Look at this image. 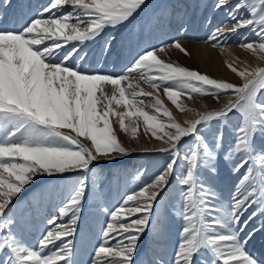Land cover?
Masks as SVG:
<instances>
[{
  "label": "snow or ice",
  "instance_id": "1",
  "mask_svg": "<svg viewBox=\"0 0 264 264\" xmlns=\"http://www.w3.org/2000/svg\"><path fill=\"white\" fill-rule=\"evenodd\" d=\"M151 8L150 0H47L35 8L0 0V264H264L249 247L264 240V66L226 60L236 84L166 62L158 55L166 48L189 53L175 37L141 46L145 24L134 51L118 46V33ZM212 8L225 19L213 26L205 18V42L227 52L239 36L237 46L264 61V0H214ZM152 20L175 21L178 35L189 30L175 6L157 7ZM125 56L118 72L91 66ZM161 90L195 118L177 120ZM225 96L235 98L203 112L182 103ZM141 120L162 147L139 151L163 162L150 176L141 166L135 186L112 204L102 170L137 151L114 124L139 143ZM222 172L234 178L227 197ZM38 178L64 183L21 207Z\"/></svg>",
  "mask_w": 264,
  "mask_h": 264
},
{
  "label": "rangeland",
  "instance_id": "2",
  "mask_svg": "<svg viewBox=\"0 0 264 264\" xmlns=\"http://www.w3.org/2000/svg\"><path fill=\"white\" fill-rule=\"evenodd\" d=\"M33 1H36V0H33ZM41 1L42 0H39V3ZM46 3H47V0H45V4ZM150 3L152 5V8L149 9L146 14H142L140 17H138L137 22H135L134 26L130 25L128 28L122 29L118 33V41H117L118 46L121 43L129 44L130 42H132V44L130 43V45H132L135 49L136 43H137L135 33L139 32L142 24H145L147 26L144 28V32L142 34L143 44L141 46H145L148 43L153 44L154 39H156L155 37L157 35L162 34L161 37L163 36L168 41H169L168 37L170 38L175 37L176 39H179L181 44L187 49L189 53V55H185L174 48L175 53L173 51L165 53V54L159 53L160 54L159 56L161 59H164L166 62L178 63L181 66L187 67L192 70H197L213 78L223 79L228 82H232L236 84L241 83L240 79L230 70H227L224 72L214 67V65L207 58L206 53L209 52V51H206L207 49L205 50V52H203V56H202V55H197L196 53H194L193 46H191L193 44L194 45L201 44L202 50L207 48L205 47L206 44L208 46H211L205 42L208 32H209V28L204 26L206 17L212 18L213 26L220 23L221 21L225 19L222 13L213 12L212 5L214 3V0H150ZM164 6H167L169 9L175 6L184 16V19L186 21H190V24L186 25L189 29L186 34H180V35L177 34L176 32L177 24L175 23V21H173L171 27H168L166 24L157 25L155 20H152V23L148 24V21L152 17V11L156 9L157 7H164ZM149 29H151V31H149ZM238 42H239V36L233 37L232 40L229 42V46H227V52L222 51L221 47H217L215 49L218 50L224 62L228 60L240 67H243L245 64L253 67L251 62L253 63L254 61H259V60L255 59L245 50L238 47L237 46ZM228 53H230L231 55H229ZM112 59L115 60V57H113ZM92 62H94V64L92 65L93 68L103 67L104 69L106 70L108 69L109 71H116V70L119 71L120 70L119 67L121 65L123 66V64L127 62V57L126 56L121 57L120 60H117V62L115 63L109 62L103 65H96L94 60ZM260 62L264 63V61H260ZM260 65L264 66V64H260ZM116 67H118V69ZM134 83H140V87L143 88L144 91L146 92H153V89L150 86L142 82L135 81ZM160 96H161V99H163L165 106L168 107L173 112V115L177 120L183 122V120L179 119V115H183L184 120L191 119V117H193L192 115L188 113H181L177 109H175V107L171 104V102L168 101L167 98L163 95L162 90H161ZM234 98L235 97L233 96H225V97H222L219 103H217L216 100L211 97H206V98L197 97L192 100H188L187 98H182V103H185L188 107L195 108L199 112H203L205 110L219 109L229 99H234ZM143 107H145V109L149 111L150 113L155 114L154 111H152L153 109H151L149 105L146 104V105H143ZM161 118L166 119L164 117H161ZM142 126L143 125H142V120H141V126H140L141 129L138 130L139 143H137L136 140L131 139L129 134L118 133V137L120 141L126 147H128L129 149H137V151L133 152L129 156H126L127 158L125 159L126 161H124L121 164L114 165L110 169V171H107L109 175H111L112 179H114L113 181L116 187V189L114 188V190H116L117 197L114 200L113 204L117 201L120 194L124 193L126 190H129L135 186L136 182L134 180V177H135V174L137 173V170L141 169V166H143L144 169L148 170V174L150 176L152 172H154L159 167V165L163 162L164 157L158 153H153V152L145 153V152L139 151L141 148H145V149L159 148V146H157L155 143V139L150 137V134L148 135L144 134ZM64 131L69 132V134L71 135H75L74 133H71L70 130H64ZM82 142L85 144L89 143L88 141H84V140H82ZM128 167L130 168L129 170H128ZM122 171L123 173H128V174L122 175L121 173ZM45 179L46 178H38L34 184H36L37 186H41L42 183L45 181ZM233 183H234L233 177L229 176L226 172L221 173V177L218 180V185L225 197L228 196L229 189L232 187ZM18 202L20 203V201ZM23 206L24 205L22 204L21 207ZM253 224L254 225L259 224V218L253 221ZM249 247H250V251L253 254L263 257L264 240H262L259 237V235L255 239L254 243L250 245Z\"/></svg>",
  "mask_w": 264,
  "mask_h": 264
},
{
  "label": "bare ground",
  "instance_id": "3",
  "mask_svg": "<svg viewBox=\"0 0 264 264\" xmlns=\"http://www.w3.org/2000/svg\"><path fill=\"white\" fill-rule=\"evenodd\" d=\"M20 2V0H13V5H17L18 3ZM25 2L27 3V4H29L31 7H33V8H35V7H39L40 5H42L43 4V2H44V4H45V0H42L40 3H39V0H36V1H33V0H25ZM11 11H13L12 9H9V12H11ZM7 26H9V27H11V25L10 24H8ZM159 34V33H158ZM162 35V34H161ZM161 35H157L155 38L156 39H154V42H153V44L154 45H158L159 44V42L160 41H165L166 43H169L171 40V38L170 37H168V39H169V41L168 40H166L163 36L161 37ZM131 41H132V39H131ZM131 44H132V42H130ZM129 43V44H130ZM146 44V43H145ZM132 46V45H131ZM146 46V45H145ZM191 46H193V52L194 53H196L197 55H202L203 56V52H205V50L206 51H209V52H207L206 54H207V58L210 60V62L214 65V67H216L217 69H219V70H221V71H227V70H229L228 69V67L226 68V64H225V62L223 61V59H222V56L220 55V53L218 52V50L217 49H215V48H212L211 46H208L207 44H206V46L205 47H207V48H205L204 50H202V46H201V44L200 45H191ZM209 47V48H208ZM132 48L134 49V47L132 46ZM132 49V50H133ZM98 50V49H97ZM135 50V49H134ZM235 50V49H234ZM171 51H173L174 52V48H166V50H165V52H164V54L165 53H168V52H171ZM175 53V52H174ZM174 53H172V54H174ZM158 55H160L159 53H158ZM163 55V54H162ZM201 56V57H202ZM205 56V55H204ZM248 58V57H247ZM120 60V59H119ZM116 62H117V60H116ZM123 62V61H122ZM126 63V62H125ZM257 63L259 64H264L263 62L261 63L260 61H254L253 63L251 62V64H252V66L253 67H256L257 66ZM94 64V62H92V64H91V66ZM121 65V64H120ZM122 66V65H121ZM120 66V67H121ZM120 67H119V69H120ZM117 69H118V67H116ZM110 69V68H109ZM108 70V69H107ZM116 71H118V70H116ZM228 73H229V71H228ZM133 82H135V81H133ZM152 109V108H151ZM121 110H123V109H121ZM153 111V110H152ZM194 117H191V119H193ZM114 119V118H113ZM179 119H181V120H184V116L183 115H179ZM114 126L116 127V130H117V133H123V132H121L120 130H119V128H118V125H115L114 124ZM142 128H143V126H142ZM141 128H139V130H140ZM75 134V133H74ZM123 134H125V133H123ZM154 143V142H153ZM152 143V144H153ZM155 143H156V145L157 146H159V148H160V146L162 147V144H161V142L160 141H156L155 140ZM150 146V145H149ZM125 159H127L126 157H123L120 161H117L116 163H113V164H109V165H106L104 168H103V170H102V173H101V175H100V180H102L103 182H104V190H105V192H107V193H110V203H112L113 204V202H114V200L116 199V190H114V188L116 189V187H115V183H114V179H112V177H111V175H109V173L107 172V171H110V169L114 166V165H117V164H121V163H123L124 161H126ZM131 160V159H130ZM108 169V170H107ZM130 168L128 167V170H129ZM123 170V169H122ZM122 173V175L124 174H128V173H123V171L121 172ZM120 173V174H121ZM64 183V181H62V180H59V179H51V180H49L48 178H46L45 179V181L42 183V185L41 186H37L36 184H31V185H29L28 187H27V189H26V191H24L22 194H21V196H20V198H19V201H20V203H21V205L23 204L24 205V202L25 201H27L28 199H31L32 198V196L37 192V191H39V190H41V189H50V188H53L54 186H56L57 184H63ZM39 218V217H38ZM263 257H264V253H263Z\"/></svg>",
  "mask_w": 264,
  "mask_h": 264
}]
</instances>
